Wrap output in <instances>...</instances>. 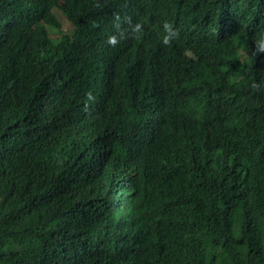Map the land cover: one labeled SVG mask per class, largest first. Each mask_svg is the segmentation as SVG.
I'll return each mask as SVG.
<instances>
[{"label": "trees", "instance_id": "trees-1", "mask_svg": "<svg viewBox=\"0 0 264 264\" xmlns=\"http://www.w3.org/2000/svg\"><path fill=\"white\" fill-rule=\"evenodd\" d=\"M261 34L264 0H0V264H264Z\"/></svg>", "mask_w": 264, "mask_h": 264}, {"label": "clouds", "instance_id": "clouds-1", "mask_svg": "<svg viewBox=\"0 0 264 264\" xmlns=\"http://www.w3.org/2000/svg\"><path fill=\"white\" fill-rule=\"evenodd\" d=\"M52 13L55 16L57 14V17L59 19V23L64 29V34H66L68 31H71V32L73 31V25L66 21V18L62 16V13L59 9H57L56 7L53 8ZM121 19H123L122 24L119 23V21ZM105 21H107L104 24L105 29H109V28L114 27L115 33H121L120 36H119V34L118 35L114 34V35H111L108 37L107 43L113 47H115L119 43L120 40H124L128 37V36L123 35V33L130 31V33L133 36H135L142 31V25L140 23L133 24L131 21V18L129 16H125V17L121 18L117 14L115 16V20L106 19ZM126 25H127V27H126ZM162 28L164 31V36H163L162 42L164 45L170 46L172 41L179 37V31L177 29H174L173 25L169 22H164L162 25ZM117 36L119 37V39L117 38ZM262 41H264V34H261L259 36V38L255 41V45H257L255 47V53H264V42H262ZM89 99H94V98L91 97V95L89 94Z\"/></svg>", "mask_w": 264, "mask_h": 264}, {"label": "rangeland", "instance_id": "rangeland-1", "mask_svg": "<svg viewBox=\"0 0 264 264\" xmlns=\"http://www.w3.org/2000/svg\"><path fill=\"white\" fill-rule=\"evenodd\" d=\"M39 30H40V32H41V29H40V28H39ZM37 31H38V30H37ZM40 32H39V33H40ZM45 32H46V31H42V34L45 35ZM206 77H208V74H206Z\"/></svg>", "mask_w": 264, "mask_h": 264}, {"label": "bare ground", "instance_id": "bare-ground-1", "mask_svg": "<svg viewBox=\"0 0 264 264\" xmlns=\"http://www.w3.org/2000/svg\"><path fill=\"white\" fill-rule=\"evenodd\" d=\"M89 9V8H88ZM89 11V10H88ZM261 22V21H260ZM64 37V36H63ZM109 89V88H108ZM163 238V237H162ZM181 238V237H180Z\"/></svg>", "mask_w": 264, "mask_h": 264}]
</instances>
